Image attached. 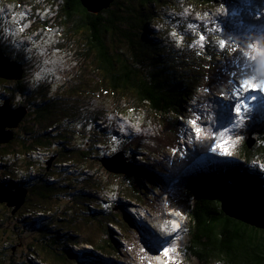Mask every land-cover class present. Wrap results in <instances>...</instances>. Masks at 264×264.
I'll return each mask as SVG.
<instances>
[{"label": "rangeland", "instance_id": "obj_1", "mask_svg": "<svg viewBox=\"0 0 264 264\" xmlns=\"http://www.w3.org/2000/svg\"><path fill=\"white\" fill-rule=\"evenodd\" d=\"M167 1V5L163 0V4L156 3L147 9L139 6L137 10L141 12L147 11L148 8L153 9L154 19L146 26L149 33L157 34L164 47L170 51H184L186 55L197 57L198 54L194 50L197 49L201 55L206 54L210 51L212 43L211 39L206 37L207 32H202V36L205 38L202 43L203 47L197 38H192L193 33L200 32L199 26L194 31L187 29L182 31L181 26L190 21L184 20L178 15L181 21L175 24L171 19L173 11L171 7L178 9L175 10L177 13L182 12L183 7L189 5H191V11L195 9L201 14L213 11V16L216 18H226L225 26L230 30H235L240 39L244 37L249 39L248 35L252 33L257 36L264 34V13L260 15L259 19L256 18L257 14L264 10V0H217L213 6H198V4L190 3V0ZM222 3L227 9V16L223 14ZM2 4L0 26L3 24L7 28L2 21L10 20L13 18V14L19 13L11 8L9 2L6 1L5 5ZM134 4L137 6L136 1ZM15 20L10 22L12 26L17 21L20 24V20ZM24 21L31 25L30 29L26 30ZM24 21H21L22 25L20 24L23 31L19 30L16 33V38L22 37L12 45L15 54H21L18 48L26 47L27 43L29 46L36 44L30 32L37 28L38 23H34L30 19ZM50 23L47 37L52 43L47 45L40 57L45 56L48 50L54 51L52 47L57 45L59 52L67 54L68 57L72 55V59L64 66V69L72 72L67 73V70H63L57 73V78L52 77L48 80L37 77L38 75L32 77L31 81L27 83V89L30 88L29 91L27 90V96L19 92V96L15 98L21 103L18 102L13 106L16 109L20 105H24L29 110L34 105L26 97H34L39 88L44 89V97L55 100L62 107V111H65L64 114L59 112L57 115L58 121L55 125L56 129L60 128L59 131L50 135H54L53 138L60 135L67 138V142L62 140L63 142L54 143L55 147L51 151L47 150L40 154L37 152L36 155L39 157L32 155L36 160L35 171H24L23 174L20 171L11 173L19 178L17 181L33 190L28 196V200L33 206L31 208L30 205L27 208L25 206L15 217L5 210L4 203H0V264H37L41 260L40 255L44 253L42 248L48 253H55L54 255L60 256L61 252L62 256L67 255V258H61L63 259L61 264H90L88 258L83 259L82 256H93L101 264H185L184 260L179 258L180 255L174 261L166 260L165 263H159L158 257L161 254L156 250L166 244L165 241L169 242L170 239L158 237L157 233L146 223L147 221L155 226L151 218L137 220L129 212L126 204L134 206L135 213L138 211L135 208H138L147 217L146 210L154 220L159 219L169 224L174 232L171 240L177 233L183 232L184 224L182 222L186 221L188 216L177 215L172 212L173 210L166 213L169 203L167 201L172 199V193L177 190H173V188L169 190L168 187L172 186L175 181H178V184L183 179L190 177V173L204 167L207 162H225L229 167L234 162L241 165L243 162L239 151L242 142L241 140L236 141V137L240 136L241 132L250 129L248 127L250 124L244 120L248 117L251 118L254 107L256 108L254 111L257 110V118L264 119V93L259 94L253 104L247 102L246 91L240 90L238 95H233L237 94L236 86L240 80L237 76L238 70L244 68L252 70L251 62L242 55L239 49L236 52L229 51L232 55L226 56L224 59L205 60L207 64L212 65V68L208 69L204 66L201 70L199 69L205 73L200 77L198 84L206 85L213 81L214 86L208 89L205 86L199 87L197 92L188 97L185 106L181 109L184 115L175 119L172 113L162 116L142 106L138 107L125 91L112 90L100 85L98 76L89 69L93 63L85 59L79 58L78 60V57L84 55L85 38L75 33L67 34L70 43L63 42V38L60 37L66 36L63 28H59L57 19L54 17ZM157 25H162V27L157 28ZM174 25L178 34L183 36L179 47L176 46L175 39L169 35ZM209 26L212 27V25ZM222 28L220 26V29ZM241 33H244L243 37ZM24 35H30V38H26ZM0 37H5L4 33H0ZM228 37H224V39L229 41ZM9 41L10 39L7 40V43ZM152 43L156 44L157 42L152 41ZM211 47L214 49V46ZM70 49H74V52H68ZM215 50L216 53H220L226 48L216 47ZM248 51L250 55L255 54L251 50ZM38 66L39 62L36 68ZM255 69V76L264 79L257 71L256 65ZM24 78L26 80L28 76H24ZM215 83L218 85L215 86ZM13 93H17V90L14 89ZM8 96L0 89V97ZM38 96L42 97L40 93ZM52 100L51 103H53ZM237 105L242 109L240 116L235 112ZM135 107L139 110V114L134 113L136 122H134L135 126H131L127 120L132 121L130 119L132 117L126 110L135 109ZM72 110L76 114L69 120L67 115L68 113L73 114ZM116 113H125L124 119L115 118ZM193 117L201 119L197 123V126L203 129L200 139L195 138L194 129H191V132L187 131L192 126L186 125L183 121L186 120L184 118L191 119ZM31 123L32 118L27 115L18 127L14 128V134L18 137H27L26 132H38L39 129H42L41 125ZM234 124L239 127H234ZM124 127L125 130L122 129ZM224 128H229L228 135L232 136V140L225 145L232 152L230 157L220 156L211 151L210 140L214 137L212 134ZM115 130H119V132ZM254 133V131L250 132L247 143L255 136ZM79 135L83 139L82 142L75 141ZM44 136L50 138L48 135ZM215 138L219 140L218 137ZM256 142L263 146L262 155L250 160L249 165L261 167L264 165V144H262L264 140L258 141L256 137L253 144ZM14 146L15 143H9V151ZM64 149H70L71 153L67 155L66 151H63ZM79 150L80 156L78 153H74ZM120 151L123 156L117 157ZM99 158L109 160L111 165L115 164L118 168L121 165L124 166L125 163L134 166L133 178L123 172L113 171V166H110L111 170H108L101 165ZM13 164L23 166L24 162L16 157L15 160L7 164V167L0 168V182L4 183L5 180H9L6 173L10 171ZM137 169H139L138 174ZM137 175L140 176V184L141 181L144 184L138 185V194L135 196L130 190L131 184H136L137 179L134 176ZM260 177H264V171L260 173ZM43 178L50 183L49 189L34 191L41 181L45 183ZM118 186L119 190L115 192ZM38 192L43 196L38 195ZM167 196L169 198H166ZM94 209L96 211L92 214L91 211ZM42 211L44 214L41 213ZM63 214L67 216L62 218ZM139 214L138 212L136 215ZM41 215L44 218L35 220L36 226L44 227L47 224L45 231L37 228L28 230L23 227L24 221L31 222L34 216ZM71 217L73 224L68 225L66 218L71 219ZM176 222L181 225L178 232L174 228ZM74 232L75 234H73ZM58 234L61 236H59V240H56ZM110 243L112 247L108 246ZM103 244L106 247L104 246L102 249ZM92 246L97 250H92ZM32 250H36L38 253L34 254Z\"/></svg>", "mask_w": 264, "mask_h": 264}, {"label": "trees", "instance_id": "obj_2", "mask_svg": "<svg viewBox=\"0 0 264 264\" xmlns=\"http://www.w3.org/2000/svg\"><path fill=\"white\" fill-rule=\"evenodd\" d=\"M6 1L11 4V7L21 1L25 4L22 11H16L19 14H13V18L10 20L2 21L7 28L3 24L0 26V33L5 35V37H0V54L11 58L16 65L23 69V76L18 80L0 77V89L6 95H9V102L12 106L19 102L15 98L19 96V92L27 96V92L30 89H27V83L31 81L32 77L38 75L37 77L48 80V78L52 77L57 78L58 72L67 70L64 69V66L72 59V55L68 57L67 54H62L59 52L57 45L52 47L54 51L48 50L45 56L40 57L47 45L52 43L50 38L47 37V30L50 28V22L54 17L57 19L59 28L62 27L64 30L66 37H60L63 38V42L70 43L67 34L75 33L85 38L84 55L78 57V60L80 58L93 63L89 69L98 76L100 85L112 90L125 91L138 107L142 106L162 116L172 113L175 119L184 115L181 109L185 106L188 97L197 92L199 87L205 86L208 89L214 86L213 81L206 85L198 84L200 77L204 76L205 73V71H199V69L201 70L204 66L208 69L212 68V65L207 64L205 60L211 61L218 58L224 59L226 56L230 57L232 54L229 51L232 48H237L238 43L233 42L236 41L235 39L226 40L230 46L226 50L216 53L215 49L219 47L218 39H224V37L228 36L238 37L235 30H230L229 27L225 26L226 18L213 16V11L208 12L209 22L207 25L194 20L193 16L198 11L192 9V15L187 19L197 24L200 29V32L193 33L192 38H197L200 41L202 32H207L206 37L208 36L212 41L209 48L210 51L201 55L196 49L194 51L198 54L196 55L197 57L186 55L184 51H170L164 47L157 34L151 35L153 33H149V29L146 26L154 19L153 15H155V12L153 9L148 8L147 11L141 12L137 10L139 6L147 9V7L156 3L163 4V0H113L108 7L100 9L96 13L87 11L80 0H1L0 10L3 8L2 3ZM134 1H136L137 6H135L136 4L133 5ZM59 2L61 3L60 5L58 4ZM216 2L217 0H190V3L198 4V6H213ZM165 4H168L167 0H165ZM222 4L224 6V3ZM171 10H173L171 19L175 24L176 22L179 23L181 18L175 11L178 9L171 7ZM15 19L20 20L21 25V21L25 19L38 23L37 28L30 32L36 44L29 46V43H27L26 47L18 48L21 54H15L12 46L22 37L16 38L17 31L22 28L19 22L17 21L13 26L10 23ZM209 25H212V27ZM24 26L26 30L31 27L26 21H24ZM220 26L223 28L220 29ZM185 27L186 25H182L181 30L185 31ZM241 35L243 37L244 33H241ZM24 36L30 38V35ZM8 39L10 41L7 43ZM247 40V37L240 39L239 43L242 47H246L245 41ZM152 41L157 43L153 44ZM203 42L204 40L200 41L199 44ZM211 46H214V49ZM72 51L74 52V49H70L68 52ZM38 62L39 66L36 68ZM69 72L72 71L67 70V73ZM74 72L75 70L73 71V76ZM24 76H28V79L26 78L25 80ZM217 85L215 83V86ZM14 89L17 90V93H13ZM43 90L39 88L37 91L42 97H39L38 93L34 97H26L29 101H32L34 107H31L29 112L20 120V122L23 121L28 115L32 118L31 124H39L42 129H39L38 132H26L27 137H18L14 134V128L18 127L20 122L15 127L9 128L13 132V137L8 142L0 143V168L7 167L8 163L18 157L24 162V165L15 164L17 171L21 168L29 170L32 168L35 171V157H39V155H36L37 152H39L37 154H40V152L47 150L51 151L55 147L54 143L63 142L62 140L67 142V138H63L60 135H56V138H53L54 135H50L59 131L60 128L56 129L55 125L58 121L57 115L59 112L64 114L65 111H62V107L55 100L44 97ZM51 100L53 103H51ZM126 111L133 120H135V111H138L139 114V110L136 107ZM71 112L73 114L68 113L67 115L69 120L73 116L75 117L74 114H76L74 110ZM260 116L263 117V115ZM184 119L188 120L187 118ZM193 119L198 120L197 117L191 118V120ZM93 120L95 121V118ZM245 122L250 124L248 126L250 128L249 131L247 130L240 134L236 133L243 137L239 151L243 162L241 165L234 162L229 167L225 162H207L204 167L190 173V177L183 179L178 184V181H175L172 186L168 187L170 188L169 190L172 188L177 190L172 193V199L167 201L169 203L166 213L172 210L173 212L179 211V213L188 216V218L184 223L183 232L177 233L169 246L163 244L157 250L164 255V248L175 249V251L169 253L168 257L164 255L167 261H174L180 255L179 258L184 260L185 264H264V230L250 226L227 215L222 210L221 205L224 198L239 194L246 203L253 207H262L264 209V177H260V173L264 170L261 167L249 165L250 160L262 155L263 146L258 145L257 142L251 145L247 143L251 131L257 134L258 141L264 140V119L260 120L257 118V114H254L252 119ZM48 128L50 129L49 131L47 130ZM44 135H48L50 138H45ZM75 141L82 142L83 139L79 135ZM9 143H15L11 151H9ZM63 151H66L67 155L71 153L70 149H64ZM74 153H78L80 156V150ZM99 161L103 166L101 158H99ZM63 162L68 163L67 161ZM69 162H71V159H69ZM138 171L139 169L136 171L137 174ZM9 172L12 173L11 169ZM10 173H7L6 176L10 177ZM134 177L137 179L135 181L136 184H131L130 191L137 196L140 176ZM18 179L17 176H12L9 180H5L6 182L4 183L11 189L21 186L29 188V186L17 181ZM44 180L45 183L41 181L34 191L49 189L50 183L46 179ZM141 184H144V182L141 181ZM118 190L119 186L115 192H118ZM38 195H40L39 192ZM28 196L29 194L27 193L23 206L15 213H12L13 206L3 204V207L12 216L16 217L25 206L26 208L29 205L30 208L33 206L28 200ZM40 196L43 195L41 194ZM166 198L169 197L167 196ZM86 209L88 211V207ZM94 211L96 209L91 211L92 214L95 213ZM41 213L44 214V211ZM66 216L63 214L62 218ZM43 218L42 215L34 216L31 222L24 221L25 225L23 227L28 230L37 228L45 231L47 224L44 227L36 226V221L43 220ZM66 220L68 225L73 224L72 217L71 219L66 218ZM59 236L61 235L58 234L56 236V240H59ZM104 246L106 247L103 244L102 249ZM108 246L112 247L111 243ZM41 250L44 253L42 255L39 254L41 260L37 264H61L62 260L67 258L65 254L62 256V252L58 256V254L54 255L55 253L46 252L44 248ZM92 250L96 251L97 249L92 246ZM32 251L34 254L38 253L36 250ZM82 258H88L90 264H101L93 256H82Z\"/></svg>", "mask_w": 264, "mask_h": 264}, {"label": "water", "instance_id": "obj_3", "mask_svg": "<svg viewBox=\"0 0 264 264\" xmlns=\"http://www.w3.org/2000/svg\"><path fill=\"white\" fill-rule=\"evenodd\" d=\"M81 4L89 12L96 13L100 9L106 8L113 0H80ZM22 76V69L16 63L11 62L8 58L0 56V77L5 79L18 80ZM27 113V108L19 106L16 109L9 106L7 103L0 106V143L8 142L12 137V130L9 128L15 127L18 122ZM6 132V133H5ZM257 134L248 142L253 144ZM117 157L123 156L122 152L118 153ZM115 158V157H114ZM103 166L108 170L113 166V171L123 172L128 177L134 175L135 167L126 164L116 167L115 164L111 165L109 160L101 158ZM50 161L48 162V164ZM27 190L24 187H17L14 189L9 188L5 183L0 182V203L7 206H13L12 213H15L24 204ZM222 210L229 216L250 226L264 230V209L262 207H253L246 203L239 194H233L226 197L221 202Z\"/></svg>", "mask_w": 264, "mask_h": 264}, {"label": "clouds", "instance_id": "obj_4", "mask_svg": "<svg viewBox=\"0 0 264 264\" xmlns=\"http://www.w3.org/2000/svg\"><path fill=\"white\" fill-rule=\"evenodd\" d=\"M24 5L25 4L23 3V1H21V2H17L16 4H13V6L11 8L15 12L16 11H19V10L22 11V8L24 7ZM221 8H223V14L225 16H227L228 15L227 9L223 5L221 6ZM262 13H264V10H262L261 13H258L257 16H256V18L259 19L260 18V15ZM176 14L179 15V16H181L184 20H187V18L192 15L191 5H189L187 7H183V11L180 12V13H176ZM193 19L194 20H197V21H200V22H203V23H205V25H207V23L209 22V14L207 12H205L203 14H201L199 12H196L195 15L193 16ZM156 27L159 28V27H162V25H157ZM196 27H197V25L196 24H193L191 22H188L186 24V29L187 30H193L194 31L196 29ZM217 30L219 31V29H217ZM169 35H170V37H172V38L175 39L176 46L179 47L180 44H181V42L183 41V36L178 34L175 25L172 27V30L169 32ZM248 37H249V39L247 41H245V43L247 45L246 47H242L241 44L239 43L240 37H232V36H229L227 39L228 40L235 39L238 42L237 43V48H239V51L242 54H244V57L246 59H247V57L251 56L255 60L257 71L259 72V74H260L261 77H264V34H261V35L257 36L255 33H252V34H249ZM225 42H226V39H218L217 43H218V46H219L220 49H223V45H224ZM201 47H203V44L202 43H201ZM237 48H234V49H231V50L232 51H236ZM248 50H251L252 53H255V54L250 55V53H249ZM0 56H1V54H0ZM6 58H8L11 62H13L11 58H9V57H6ZM22 76H23V69H22ZM254 82L255 81H254L253 78H249V83L250 84L251 83H254ZM247 90H248L247 88L241 89V91H247ZM205 91H207V89H205ZM233 95H237V94L234 93ZM237 107H239V105H237ZM27 112H29L28 109H27ZM235 112H236V109H235ZM256 112H257V110L254 111V114H256ZM200 120L201 119L199 118L198 119V122H200ZM213 124H215V121H213ZM233 126L234 127H239V125H236V124H234ZM229 133H230V129L229 128H224L223 130H220V131H218L216 133H213L212 135L214 137H218V139H226L228 141H231L232 140V136L228 135ZM242 139H243L242 136H237L236 137V141H239V140H242ZM233 142H235V141H233ZM16 168H17V166L15 164H13L12 165V168H11L12 173L13 172H15V173L18 172L16 170ZM19 171L23 174L24 171L30 172V171H34V169L31 168L30 170L29 169L26 170L24 168H21V169H19ZM12 176H14V175L10 173V177H8V178H12ZM21 187H24V186H21ZM113 199H115L114 196H113ZM175 213H177V215L183 216V214L179 213V211H175ZM182 223L184 224L185 221H183Z\"/></svg>", "mask_w": 264, "mask_h": 264}, {"label": "snow or ice", "instance_id": "obj_5", "mask_svg": "<svg viewBox=\"0 0 264 264\" xmlns=\"http://www.w3.org/2000/svg\"><path fill=\"white\" fill-rule=\"evenodd\" d=\"M20 30L23 31V28H21ZM204 39H205L204 36L200 37L201 41H203ZM229 46H230L229 43L225 42L224 45H223V49L228 48ZM232 49H234V48H232ZM233 52H236V51H233ZM242 55L244 56V54H242ZM247 59L251 62L252 70L254 71L255 70V65H256L255 60L251 56L247 57ZM249 78H253L255 82L250 84L249 83ZM243 88H247L248 89L246 91L247 94L254 93V92L264 93V79L257 78L255 76H244L243 78H241L238 81V84L236 86L237 95L239 94V91L241 89H243ZM235 109H236V114L238 116H240L242 114L241 107L240 106L239 107L235 106ZM190 123L192 125V128L194 129L195 138L196 139H200L203 129H202V127H198L197 126L198 120L197 119H193V120L190 121ZM228 143H229V141L226 140V139L217 140L215 137H213L212 138V143H211V151L214 152V153H217L220 156L230 157V156H232V152L227 147H225V145H227ZM261 168H264V165H261ZM173 251H175L174 248H172V249L164 248L163 249L164 255L166 257H168L169 253L173 252Z\"/></svg>", "mask_w": 264, "mask_h": 264}, {"label": "bare ground", "instance_id": "obj_6", "mask_svg": "<svg viewBox=\"0 0 264 264\" xmlns=\"http://www.w3.org/2000/svg\"><path fill=\"white\" fill-rule=\"evenodd\" d=\"M136 113H138V111H135ZM117 131H119V130H117ZM126 207L128 208V207H130V205H128V204H126ZM132 208V207H131ZM129 210V209H128ZM170 233V230H169V232H168V230H167V228H164V227H162L161 229L159 228L158 229V237H160V238H162L163 237V239H171L172 237H170L168 234ZM162 236V237H161ZM173 240H171V242H172ZM87 246V245H86ZM90 247V246H89Z\"/></svg>", "mask_w": 264, "mask_h": 264}, {"label": "flooded vegetation", "instance_id": "obj_7", "mask_svg": "<svg viewBox=\"0 0 264 264\" xmlns=\"http://www.w3.org/2000/svg\"><path fill=\"white\" fill-rule=\"evenodd\" d=\"M9 99H10V97H0V106H1V105L4 106V105L7 103L9 106L15 108V106L10 105ZM19 102H20V101H19ZM20 103H21V102H20ZM21 106H24V105H21ZM24 107H25V106H24ZM26 108L28 109V107H26ZM24 188L27 189L28 194H30V192L33 191V190L30 189V188H27V187H24Z\"/></svg>", "mask_w": 264, "mask_h": 264}]
</instances>
